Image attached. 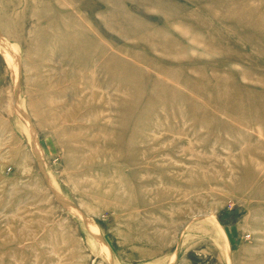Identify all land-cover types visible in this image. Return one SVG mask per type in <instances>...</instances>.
<instances>
[{
    "label": "rangeland",
    "instance_id": "rangeland-1",
    "mask_svg": "<svg viewBox=\"0 0 264 264\" xmlns=\"http://www.w3.org/2000/svg\"><path fill=\"white\" fill-rule=\"evenodd\" d=\"M0 264H264V0H0Z\"/></svg>",
    "mask_w": 264,
    "mask_h": 264
}]
</instances>
